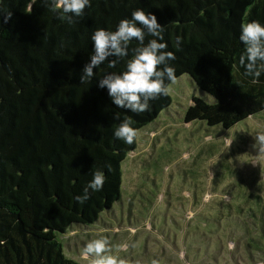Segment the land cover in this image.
<instances>
[{
	"label": "trees",
	"instance_id": "trees-1",
	"mask_svg": "<svg viewBox=\"0 0 264 264\" xmlns=\"http://www.w3.org/2000/svg\"><path fill=\"white\" fill-rule=\"evenodd\" d=\"M29 2L0 0V264H80L65 254L60 236L96 223L121 200L122 163L137 138L125 144L115 130L131 118L139 131L172 102L168 92L150 101L148 111L133 113L117 108L107 89L98 87L104 75L125 71L141 46L135 40L126 57L108 58L117 60L114 67L105 61L81 83L93 33L115 31L137 9L155 15L163 40L145 30L144 44L166 43L176 78L187 74L210 97H192L184 123L230 129L264 112V72L252 83L239 63L246 48L241 26H264V0H90L73 23L58 19L51 0H37L30 13ZM7 12L12 15L5 23ZM97 170L106 177L102 190L89 189V199L77 202ZM240 192L242 211L260 213L264 234L263 196Z\"/></svg>",
	"mask_w": 264,
	"mask_h": 264
},
{
	"label": "rangeland",
	"instance_id": "rangeland-1",
	"mask_svg": "<svg viewBox=\"0 0 264 264\" xmlns=\"http://www.w3.org/2000/svg\"><path fill=\"white\" fill-rule=\"evenodd\" d=\"M168 92L170 106L138 131L122 163L121 200L96 223L62 234L65 254L90 264L85 246L106 238L108 254L124 264H264L263 218L240 202V191L264 198V157L253 147L264 112L230 129L184 123L192 97L209 95L187 74Z\"/></svg>",
	"mask_w": 264,
	"mask_h": 264
},
{
	"label": "clouds",
	"instance_id": "clouds-1",
	"mask_svg": "<svg viewBox=\"0 0 264 264\" xmlns=\"http://www.w3.org/2000/svg\"><path fill=\"white\" fill-rule=\"evenodd\" d=\"M37 0H30L28 12ZM90 6V0H51V10L58 12V19L73 23V17H81L86 7ZM11 12L3 16V22L11 18ZM142 25V27L138 26ZM145 30L152 37L163 40V26L155 15L145 13L141 9L132 12L131 19H122L115 31L104 29L96 30L91 36L93 42V54L90 62L84 65L81 75V83L90 81L95 76L98 66L108 61V66L114 67L117 60L109 57L123 58L128 55V46L131 41H138L141 45L134 49L135 55L128 60L125 71L120 74L109 73L99 79L98 87L106 88L112 103L119 109H125L133 113H143L149 110L150 101L161 95H167L168 87L165 81L175 82V69L168 65L169 60L175 56L170 51H165L166 43L157 39L145 41ZM239 39L246 46L245 54L239 58V63L246 68L245 75L253 77L252 83H258V78L264 72V26L257 21L248 22L241 26ZM180 38L177 37V46ZM114 119H119V113H114ZM131 118L123 120L114 132L115 138L125 144H133L138 136V131L132 127ZM253 147L257 155L264 157V131L258 132ZM230 144V143H229ZM106 177L97 170L92 181L85 187L83 195L76 196L75 200L84 203L89 199V189L93 192L102 190ZM0 243H3L0 241ZM110 252L109 241L106 238L91 240L84 248L83 255L90 260V264H124V261Z\"/></svg>",
	"mask_w": 264,
	"mask_h": 264
}]
</instances>
